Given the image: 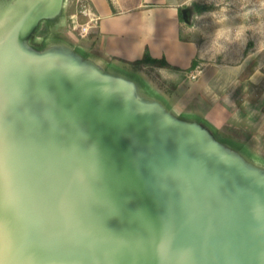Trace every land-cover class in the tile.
I'll return each mask as SVG.
<instances>
[{
	"label": "water",
	"instance_id": "water-1",
	"mask_svg": "<svg viewBox=\"0 0 264 264\" xmlns=\"http://www.w3.org/2000/svg\"><path fill=\"white\" fill-rule=\"evenodd\" d=\"M48 2L0 63V264H264V180L125 81L26 48Z\"/></svg>",
	"mask_w": 264,
	"mask_h": 264
},
{
	"label": "crops",
	"instance_id": "crops-1",
	"mask_svg": "<svg viewBox=\"0 0 264 264\" xmlns=\"http://www.w3.org/2000/svg\"><path fill=\"white\" fill-rule=\"evenodd\" d=\"M88 3L98 18L86 35L80 36L74 26L77 16L80 22L86 20L76 0H49L27 42L125 81L139 99L186 122L200 123L214 133L237 128L248 131L251 139L264 133V89L257 101L252 102L250 96V85L264 83V71L256 69L244 76L246 63H207V43L188 37L178 2ZM43 24L46 33L38 45L32 39ZM4 27L0 26V63L5 62L11 30ZM196 71L197 76L192 78ZM233 142L246 146L245 141Z\"/></svg>",
	"mask_w": 264,
	"mask_h": 264
},
{
	"label": "rangeland",
	"instance_id": "rangeland-1",
	"mask_svg": "<svg viewBox=\"0 0 264 264\" xmlns=\"http://www.w3.org/2000/svg\"><path fill=\"white\" fill-rule=\"evenodd\" d=\"M175 1L190 10L184 29L189 38H198L203 43H207V63L218 66L246 63L244 76H248L256 69L264 71V0ZM33 2L34 0H0V26H5L6 29L12 28ZM36 15L30 18L20 34L19 41L25 44L26 48L30 45L34 46L26 40L35 27ZM45 33L46 27L43 24L32 42L41 45ZM31 48L32 51L37 49ZM193 73L197 76L198 71ZM263 89L264 83L250 85L252 102L262 96ZM4 123L2 120L0 126ZM219 131L220 133H214L208 130L221 147L264 180V133L258 138L252 135L251 139L246 130L225 128ZM238 131L242 132L239 136L234 134ZM249 138L253 143L248 142ZM234 140L245 141L246 146L239 147L233 142ZM2 247L3 241L0 238V255L3 253Z\"/></svg>",
	"mask_w": 264,
	"mask_h": 264
},
{
	"label": "built area",
	"instance_id": "built-area-1",
	"mask_svg": "<svg viewBox=\"0 0 264 264\" xmlns=\"http://www.w3.org/2000/svg\"><path fill=\"white\" fill-rule=\"evenodd\" d=\"M77 3L80 6L79 13L86 17V20L84 22L78 21V16L75 19V28L77 29L80 36L86 35L90 29L95 25L97 20V15L93 13L91 10V7L88 3V0H77ZM192 78L196 77V73L191 75Z\"/></svg>",
	"mask_w": 264,
	"mask_h": 264
},
{
	"label": "trees",
	"instance_id": "trees-1",
	"mask_svg": "<svg viewBox=\"0 0 264 264\" xmlns=\"http://www.w3.org/2000/svg\"><path fill=\"white\" fill-rule=\"evenodd\" d=\"M184 9L186 10V13L185 14L183 13V10ZM179 13H180V20L181 21L188 20V17L190 15V10L189 9H186V7H184V6H180Z\"/></svg>",
	"mask_w": 264,
	"mask_h": 264
},
{
	"label": "bare ground",
	"instance_id": "bare-ground-1",
	"mask_svg": "<svg viewBox=\"0 0 264 264\" xmlns=\"http://www.w3.org/2000/svg\"><path fill=\"white\" fill-rule=\"evenodd\" d=\"M249 172L251 173V175H252V177L254 178L255 181H258L259 183H261L259 178L253 172H251V171H249Z\"/></svg>",
	"mask_w": 264,
	"mask_h": 264
}]
</instances>
